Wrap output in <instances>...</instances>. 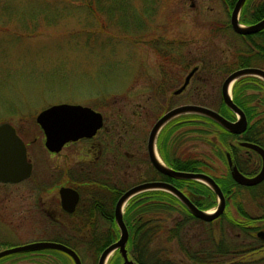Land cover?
Returning <instances> with one entry per match:
<instances>
[{
	"label": "rangeland",
	"instance_id": "obj_1",
	"mask_svg": "<svg viewBox=\"0 0 264 264\" xmlns=\"http://www.w3.org/2000/svg\"><path fill=\"white\" fill-rule=\"evenodd\" d=\"M91 1L0 0V123H10L28 142V157L34 165L31 178L0 183V250L59 237L74 247L69 245L82 264H97L86 237L73 226H51L42 209L53 206L55 200L45 199L35 189L51 186L57 192L64 170L88 167L97 147L103 148L102 158L115 157L106 173L111 184L124 188L151 175L146 140L154 121L178 105L218 107L225 65L241 46L235 32L224 27L231 9L223 0H157L151 10H146V0H127L126 26L118 23L116 13L109 17L111 0L89 5ZM194 66H199L198 72L175 94ZM57 103L91 107L104 116V127L91 142L79 141L49 158L35 116ZM259 110H264L263 103ZM187 114L169 123L181 124L171 141L180 138V151L196 154L211 175L224 176L228 168L225 155H219L216 130L196 114ZM140 194L128 199L123 213ZM215 197L216 205L208 212L218 204ZM240 201L249 214H260L244 188H240ZM225 211L238 217L231 199ZM105 227L103 222L98 228ZM180 236L170 244L159 236L152 246L159 247L161 255L187 264L188 252L213 249L221 237L238 250L243 240L225 216L214 222L191 219ZM114 256L112 251L105 264ZM0 264L74 263L59 251L10 255Z\"/></svg>",
	"mask_w": 264,
	"mask_h": 264
},
{
	"label": "trees",
	"instance_id": "obj_2",
	"mask_svg": "<svg viewBox=\"0 0 264 264\" xmlns=\"http://www.w3.org/2000/svg\"><path fill=\"white\" fill-rule=\"evenodd\" d=\"M99 1L100 0H92L89 2V5H92L93 2L98 3ZM111 1L112 3L107 4L110 6L108 9L110 13L109 17L114 16L116 13L115 17H117L118 23L126 26L127 19H125V17L127 14L126 11H128L127 0ZM235 1L236 0H223V3L225 7L232 9ZM156 2L157 0H146V10L154 9ZM97 11L102 12L103 8L101 10L98 8ZM263 17L264 0H245L239 12V22L241 24L250 25ZM134 26L137 27L136 22ZM224 27L225 29L230 28L229 21ZM235 36L238 38L241 46L236 49L231 63L225 65V76L234 70L245 67H255L264 70V29L254 34L243 35L235 33ZM198 70L199 66H196L195 74ZM249 90L257 92H249ZM262 90H264V80L261 78L253 75L240 77L233 84L232 101L242 110L247 120V127L243 134V139L255 143L264 149V110H259L261 103L264 104V95H260L264 94ZM218 101V107L213 110H216L227 119H234V114L223 104L220 95ZM196 105L208 107L199 103ZM193 114H196L195 117L197 116L205 120L204 122L212 125L213 130H216L215 134H217L218 141L221 145L219 147V155L221 157H223V155L226 156L228 153L232 157L233 163L239 168L237 154L240 150V153L243 152L244 154V159L240 158V172L250 176L257 173L260 166V159L257 154L247 148H239L235 145L236 143H231L232 141H237L239 136L230 134L228 130L210 117L198 113ZM186 116L189 115L186 113L178 117H180L179 119H184ZM174 119L176 118L167 122L157 135V150L163 162L168 167L175 170L208 174L221 189L225 198V207L229 199H231V202L235 205L238 217L233 218L232 216L226 215V211H223L218 218L210 222L217 221L225 216L228 223L233 228L240 230V233H242V231L245 232L249 237L252 234L250 231L256 232V230H264V180L260 184L252 187H243L232 179L229 170L224 176L216 177L211 175L206 171L203 161L198 159L196 154L191 152L183 153L180 151V138L171 141V134L181 125L176 123L170 126L169 123ZM156 174L158 178L154 177V174H151L145 179L139 180L137 183L150 180L169 181L182 191L199 209L209 210L216 205V195L206 184L192 179H173L160 175L158 172H156ZM93 186L100 188V184H94ZM129 187L130 186L120 188L115 187L113 184H108V190L113 194V201L119 196L121 190H125ZM240 188H244L248 191L252 201H254L261 210L259 215H251L241 206ZM173 212H177V215L173 216ZM84 218L83 222L76 225L75 228L81 236L86 237L89 247L93 250L95 257L97 256L98 259L100 252L107 245L118 239V228L112 219L107 221L105 229L100 230V228L96 227L94 225L95 211L93 212V209L88 210ZM123 219L128 231V238L125 244L126 254L129 260L134 264H183L170 258L168 254L164 256L161 255L160 248L153 247L152 244L159 236H163L165 244H170L173 240L180 239L181 231L189 220H200L195 218L176 196L168 191L160 189L141 192L137 198L133 199L126 206ZM58 241L64 243L68 247L71 246L67 241ZM255 244L260 245L261 248L257 247V249L260 250L258 255L263 257L264 240L259 238ZM227 257L230 259H228L226 263L222 262ZM186 258L188 260L187 264H240V249L238 250L235 245L226 243L221 237L214 243L213 249L188 252ZM122 261L123 258L121 254L115 252V256L109 264H121Z\"/></svg>",
	"mask_w": 264,
	"mask_h": 264
},
{
	"label": "water",
	"instance_id": "obj_3",
	"mask_svg": "<svg viewBox=\"0 0 264 264\" xmlns=\"http://www.w3.org/2000/svg\"><path fill=\"white\" fill-rule=\"evenodd\" d=\"M245 0H236L229 17V23L232 30L237 34H254L264 29V17L250 25L239 23L238 16ZM194 69L190 70L184 77L179 88L174 93H180L188 84ZM246 75L257 76L264 80V70L255 67H245L232 71L222 81L220 93L223 103L233 111L237 119L230 121L218 112L201 105L183 104L165 111L152 124L146 140V151L151 165L160 173L173 179H192L206 184L217 196L218 204L212 212L199 209L194 205L188 197L166 181H145L137 183L127 188L118 197L114 207V219L119 229V237L116 241L107 245L99 254L97 264H104L106 257L112 251L118 249L123 258V264H134L128 259L125 244L128 238L127 227L123 221L122 204L128 198L142 191L151 189H161L172 193L182 204H184L190 213L203 221L210 222L218 218L224 211L225 198L221 189L214 179L208 174L202 172H191L174 170L167 167L163 161L156 158V138L160 129L171 119L184 113H198L212 118L223 126L226 130L233 134H239L246 129L247 120L242 110L234 104L230 95L232 84L240 77ZM35 121L43 132L44 146L49 151H59L62 146L69 142L80 138L92 137L103 124L100 112L89 106L71 103L52 104L37 113ZM245 147L254 150L259 154L261 165L259 171L252 175L246 176L238 171L235 165H232L229 155H227V164L230 168V176L239 185L253 186L264 180V149L251 142H243ZM32 164L26 156V148L23 140L17 135L15 128L8 122L0 123V183H17L30 176ZM60 203L64 210L73 211L77 201L78 193L71 187L59 188ZM40 249H55L64 252L72 260L74 264H82L78 254L70 247L53 241H34L26 244L11 246L0 250V259L13 253L22 251H35Z\"/></svg>",
	"mask_w": 264,
	"mask_h": 264
},
{
	"label": "flooded vegetation",
	"instance_id": "obj_4",
	"mask_svg": "<svg viewBox=\"0 0 264 264\" xmlns=\"http://www.w3.org/2000/svg\"><path fill=\"white\" fill-rule=\"evenodd\" d=\"M229 27L231 28L230 23H229ZM192 69H194V72L191 75L189 82L193 78V76L195 75L196 66H194ZM233 84L231 86L230 91L232 90ZM231 94H232V92H231ZM220 96H221V93H220ZM231 97H232V95H231ZM221 100H222V98H221ZM214 111H216V110H214ZM232 113L234 114L235 118L232 120H230V119H228V120L235 121L237 119V116L233 111H232ZM102 119H103V124H102L101 128L98 129L96 131V133L90 138H80V139L75 140V141H69V142L65 143L59 151H49L44 146L46 151H47L48 157L49 158L58 157L63 149H65V148L69 147L70 145L77 143L79 141L91 142L95 137H97L99 135V133L101 132V130L104 127V116L103 115H102ZM246 127H247V125H246ZM15 131H16L17 135L19 136V132L16 130V128H15ZM245 131H246V129L239 134H233V133L229 132L232 135L239 136V139H237L236 144H235L239 148H247L242 144L243 142H249V141H246L245 139H243V134ZM19 137L21 138V135ZM21 139L23 140L25 148H26L27 159L32 164L30 176L28 178L20 181V182H23V181L32 177L34 165L28 157V150H27L28 142H26L23 138H21ZM43 145H44V140H43ZM97 149H98V147L96 148V150L94 152L95 158L91 161V164L88 167L82 166L80 168H76L75 170H71V169L68 170L67 168H66V170H64L63 179L61 180L60 185H58L57 192L54 193V191H56V188L55 187L52 188L51 186L43 188V189H41V188L35 189L36 191H42L41 194H45V199L50 197V199L52 201L55 200V203L53 206L50 205V208H43L42 209L43 211H45L47 213V216L49 218L47 220H49V222H51V226H56V227L61 228L64 226L66 227L67 225H71V226H73V228H75L76 225H79L81 222H83V220L85 219L84 217L86 215V212L88 210H91V209H93V212L95 211L94 225L96 227H100L103 222H105V226H107V221L110 219H112L114 221V223L116 224L115 219H114L115 203H116L118 197L121 195V193L124 192L127 188L125 190H121L119 196L113 201V198H112L113 194L111 193L110 190H108V184H111V183L109 182V180H107L110 177L109 175L107 176V174H108L107 170H109V168L114 165V162H115L114 158L115 157L114 158H112V157L102 158L101 156H102L103 148L98 149V150H100L99 154H98ZM247 149L255 152L254 150H252L250 148H247ZM156 150H157V145H156ZM157 153H158V150H157ZM256 154L260 159L259 154L258 153H256ZM158 155H159V153H158ZM227 155H229V154L228 153L226 154V156H225L226 160H227ZM146 156H147V160H148L147 162L149 164L148 166L150 167L149 172H151V174H154V177L158 178V176L156 174V172H158V171L151 165V163L148 159L147 151H146ZM159 157H160V155H159ZM229 157L231 159L232 165H235L236 168L238 169V171L240 172V158L244 159L243 152L240 153V150H239V152L237 154V161L239 163V168L237 167L236 164L233 163L232 157L230 155H229ZM226 163H227V161H226ZM260 163H261V159H260ZM101 166L105 167V170L102 169ZM227 168H228L229 173H230V168L228 167V164H227ZM171 169H173V168H171ZM259 169H260V166H259ZM158 173L160 175L166 176L160 172H158ZM246 176H250V175H246ZM150 181H156V180H150ZM157 181H164V180H157ZM20 182H17V183H20ZM166 182H169V181H166ZM17 183H13V184H17ZM2 184H9V183H2ZM94 184H97V185L100 184V188L94 187L93 186ZM62 186L71 187V188L75 189L78 193V196H79L78 201H77L73 211H71V212L64 210L61 206L60 196H59V188ZM114 186L117 187L116 185H114ZM243 187H252V186H243ZM142 192H144V191H142ZM56 193H57V196H56ZM109 212H111V213H109ZM123 221H124V219H123ZM250 233H252L250 235L251 239L248 235L245 234V232L242 231V233H240V238H241V240L243 239L241 241V245H240V264H264V256L262 257V256L258 255V252L260 250L257 249V247H259V248H261V247H260V245L255 244V242L259 238L264 240V230H256V232L250 231ZM58 240L66 241V240L59 238V237H55V238H53L51 240H47V241L62 243ZM246 240H248V241H246ZM62 244H64V243H62ZM53 250H55V249H40V250H35V251H22V252L13 253L11 255L32 254V253H50V252L59 253V250H57V251H53ZM60 252H62V251H60ZM115 252H118V249L115 250ZM62 253H64V252H62ZM8 256H10V255H8ZM8 256H5L3 258H6ZM3 258H1L0 260H2ZM249 258H252V259H249ZM121 264H123V261Z\"/></svg>",
	"mask_w": 264,
	"mask_h": 264
},
{
	"label": "bare ground",
	"instance_id": "obj_5",
	"mask_svg": "<svg viewBox=\"0 0 264 264\" xmlns=\"http://www.w3.org/2000/svg\"><path fill=\"white\" fill-rule=\"evenodd\" d=\"M156 150V149H155ZM156 158L158 159V161H161V158L159 157V155H158V153H157V151H156ZM129 199V198H128ZM128 199L126 200V201H124L123 202V204H122V209L124 208V206L126 205V203H127V201H128ZM109 256H110V253L108 254V256L106 257V262H107V260H108V258H109ZM105 262V263H106ZM104 263V264H105Z\"/></svg>",
	"mask_w": 264,
	"mask_h": 264
}]
</instances>
